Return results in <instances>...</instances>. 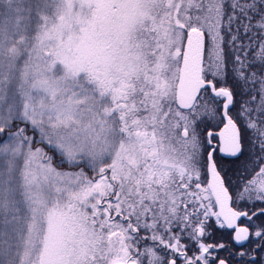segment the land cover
<instances>
[{
    "label": "snow or ice",
    "instance_id": "6c2138e0",
    "mask_svg": "<svg viewBox=\"0 0 264 264\" xmlns=\"http://www.w3.org/2000/svg\"><path fill=\"white\" fill-rule=\"evenodd\" d=\"M0 264H264V0H0Z\"/></svg>",
    "mask_w": 264,
    "mask_h": 264
}]
</instances>
